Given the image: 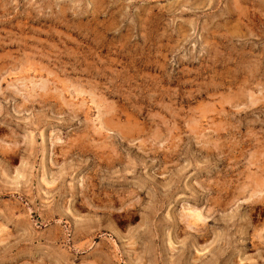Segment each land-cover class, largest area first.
I'll use <instances>...</instances> for the list:
<instances>
[{
	"label": "rangeland",
	"instance_id": "obj_1",
	"mask_svg": "<svg viewBox=\"0 0 264 264\" xmlns=\"http://www.w3.org/2000/svg\"><path fill=\"white\" fill-rule=\"evenodd\" d=\"M0 264H264V0H0Z\"/></svg>",
	"mask_w": 264,
	"mask_h": 264
},
{
	"label": "bare ground",
	"instance_id": "obj_2",
	"mask_svg": "<svg viewBox=\"0 0 264 264\" xmlns=\"http://www.w3.org/2000/svg\"><path fill=\"white\" fill-rule=\"evenodd\" d=\"M44 85V84H43ZM191 211H192V209H191ZM194 211V210H193ZM201 213V212H200ZM202 214V213H201ZM203 215V214H202ZM188 217V216H187Z\"/></svg>",
	"mask_w": 264,
	"mask_h": 264
}]
</instances>
